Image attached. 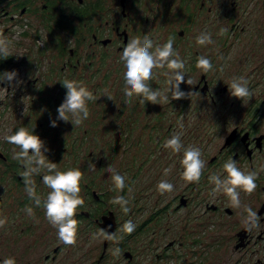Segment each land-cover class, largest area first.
<instances>
[{"label":"flooded vegetation","instance_id":"flooded-vegetation-1","mask_svg":"<svg viewBox=\"0 0 264 264\" xmlns=\"http://www.w3.org/2000/svg\"><path fill=\"white\" fill-rule=\"evenodd\" d=\"M220 6L223 11L217 14ZM17 30H22L19 38ZM0 31L11 41L13 52L0 59V73L15 70L22 81L14 92L0 82V89H5L2 110L19 115L10 129L33 130L59 170L79 168L85 202L75 217L76 244L66 246L45 218L43 201L50 190L41 182L43 173L34 176L41 198L37 206L25 192L22 164L12 159L14 146L1 137L0 218L6 223L0 228V262L12 257L16 264H264V0H0ZM201 32L210 33L213 43L197 45ZM146 34L158 45L174 38L173 47L185 61V80L196 81L195 86L179 85L193 93L188 98L159 105L140 104L138 99L126 103L120 55L127 41ZM201 55L213 64L206 74L196 66ZM242 57L253 69L242 72ZM163 71L167 69L154 70L149 81L153 89L165 87ZM233 77L248 81L249 100L242 103L230 96L227 84ZM64 79L80 82L98 98L89 101L91 123L85 120L73 127L57 120L56 127L50 126L66 93L60 83ZM176 132L183 133L185 147L188 142L199 148L206 161L198 184L182 179V153L163 147ZM122 140L148 155L153 154L150 144L161 149L152 162L162 178L145 182L150 186L136 194L149 203L132 198L127 214L111 203L117 196L110 190L107 171L110 154ZM148 155L129 162L124 193L140 182L141 169L151 160ZM230 159L245 173H258L256 191L250 196L241 191L240 199L242 206L261 216L259 230L245 231L244 208H232L225 194H213L209 177L223 178V164ZM172 162L173 170L165 175ZM92 163L94 171L88 167ZM161 180L172 183L174 191L161 195ZM123 192L118 196L125 197ZM29 207L34 215L26 212ZM129 220L136 226L130 235L121 231ZM100 229L115 233V239H103ZM117 248L120 255H114Z\"/></svg>","mask_w":264,"mask_h":264},{"label":"clouds","instance_id":"clouds-1","mask_svg":"<svg viewBox=\"0 0 264 264\" xmlns=\"http://www.w3.org/2000/svg\"><path fill=\"white\" fill-rule=\"evenodd\" d=\"M20 31L17 30L15 37L19 38ZM227 31L222 29V33ZM196 43L199 46H207L213 43L211 34L201 32L196 36ZM42 45V44H41ZM174 38L169 37L163 44H155L147 34L141 37H133L124 45L120 60L125 69L123 80L125 87L123 95L127 97L126 103L131 105L134 99H138L140 104L146 102L151 104L169 103L171 100H180L188 98L191 91L185 93L180 90L179 85L185 83L188 86H195L196 81L192 78L185 80V61L174 49ZM154 49V50H153ZM13 56L11 41L0 31V59H7ZM196 66L201 73H208L213 70L211 60L206 56H199ZM163 70L166 77L165 87L163 89H153L149 83L153 79L154 70ZM15 70L4 71L0 73V82L6 83L13 88V91L22 84ZM15 81V83H13ZM66 89L62 103L57 107V117L50 119V126L56 127L57 120L71 122L74 126H80L89 118V109L87 102L98 99L93 93L76 80L64 79L60 82ZM248 81L243 77H233L227 84L229 94L243 102L251 98L252 93L247 87ZM5 92V89H0ZM106 97L111 100V96L106 93ZM183 127V125H181ZM10 134H5L3 139L10 145H13L12 159L22 164L24 171L21 173L25 185V192L37 206L41 204V198L36 194V182L34 176L41 175L42 184L50 191L43 201L45 218L48 223L57 230L58 240L66 246H74L77 241L78 220L75 218L77 209L84 206V199L81 196V181L84 178L83 172L79 168H69L61 171L57 163L51 162L45 155L49 149L45 142L38 135L29 132L25 127H19L14 132L9 129ZM182 132H176L167 139L163 147L171 150L172 153H182L180 164L182 166L181 177L188 183L198 184L202 173L206 167V161L203 160L199 148L189 145L184 146L182 142ZM18 149V150H17ZM89 170L94 171L95 165L89 164ZM264 170V166L262 169ZM107 171L111 173V182L114 186L110 190L123 192L126 187V177L109 166ZM170 169H165V175ZM223 172L226 174L223 178L219 174H213L209 177L214 185L213 194H225L229 198V206L235 209L244 208L246 215L243 216L244 230L251 232L254 229L259 230L261 216L257 210L250 206H242L241 191L250 196L257 189L256 180L258 173L255 170L245 173L238 166L236 160L230 159L223 164ZM157 191L163 195L173 192L174 185L167 180H161L157 184ZM114 205H119L121 210L127 214L130 211L129 201L123 196L114 197L111 201ZM26 212L34 215L32 208H26ZM6 218H0V228H3ZM135 224L132 221H126L121 231L131 234L135 230ZM99 234L105 240H114L115 233H109L106 229H100ZM114 255H120V249L114 251ZM0 264H16L12 257H6Z\"/></svg>","mask_w":264,"mask_h":264},{"label":"rangeland","instance_id":"rangeland-1","mask_svg":"<svg viewBox=\"0 0 264 264\" xmlns=\"http://www.w3.org/2000/svg\"><path fill=\"white\" fill-rule=\"evenodd\" d=\"M220 8H221V6H220ZM228 9L229 8H226V10H228ZM221 11H223V7L221 9H217L216 10V13L218 14ZM244 63H245V59H244V57H242V72L243 73L246 71V69H247L246 67H248V69L251 67L250 64H244ZM250 69H253V68H250ZM252 72L254 73V70ZM255 74H254L253 77H255ZM252 75H253L252 73L250 75H248L249 78L252 79ZM258 77H259V75H258ZM13 83H15V81H13ZM11 91L14 92L13 89ZM2 95H3V90H0V97H2ZM88 105H90L89 104V101L87 102V107H88ZM11 107L12 108L13 107L15 108V105H12ZM91 107H93V110L96 109L95 102H94V104L91 105ZM2 108L3 107L0 106V111H1V113H3V115L0 117V138L4 136V134L6 133V131L10 129V126L11 125H14L18 121V118H19L18 112L16 110L15 111H11L9 109L7 111L8 112L7 113L5 110H2ZM87 120H89L90 123L92 122L91 119H90V116H89V118ZM92 128H94V126ZM94 130H95V128H94ZM59 131L60 132H63V129H61ZM58 135L59 136H57L56 140H60L61 139V134H58ZM62 136H63V134H62ZM185 139L189 140V137L188 136H185L184 140ZM129 140L126 141V142L124 140H122L120 142V144H119V148H118L117 152L114 151L115 152V153L113 152L114 155H113V153L110 154V157L113 156V158L110 159V161H111L110 166L113 167V168H115L116 171L119 172L120 174L124 175L126 177V182H127V179H128L129 171L131 172L130 167L128 168V164L131 161V159L135 156L136 157L135 158L136 159V162L138 163L139 161H142L143 158L147 157V155H148L146 153H142L141 150H139V151L135 150V148H137V147H135L134 144L129 143ZM94 141L95 140L93 139L92 144L94 143ZM135 144H137V143H135ZM186 146H188V142H187ZM157 147H158L157 145L155 146L154 144H150V150L152 151V153L154 155H156V153H159L160 150H161L160 148H157ZM88 149L90 150L91 148L89 147ZM91 150H93V149H91ZM145 150H147V149H145ZM86 151H88V150L86 149ZM96 152H97V150H96ZM153 154H149V155H151V157H150L151 160L150 159L147 160V162L143 165L144 167L141 169V174L138 177L140 182L137 183V184H135L133 187L128 188L125 193L124 192L122 193L125 196L124 198L129 201V203H128L129 205H131L130 200L132 198H134V200H136V201H140L141 200V198L139 196H137L136 194H141V192L144 190L145 187L147 189L150 186V185L145 184V182L148 183L149 180H156V179L159 180L160 178H162V177H160L161 176V173H160L161 172V169L158 168V166L155 164V162H152L153 161V158H154ZM80 155H81L80 157H84L83 154H80ZM98 155H99V153L98 154H95V157L92 160L93 161L96 160L97 157H98ZM168 155H170V153H168ZM156 160H158L159 162H162V159H159L158 158ZM167 164H168L167 165V167H168L167 169L173 170V167H174L173 162L171 164H169V163H167ZM111 175L112 174L110 173V178H111ZM145 177L148 180H145L144 181ZM152 186L153 185H151V187ZM112 188H114L113 185H112ZM113 193L115 194V196L121 195V192L118 191V190H114ZM141 202L145 206L149 203V201L146 200L144 197H142ZM135 206H136V204H135ZM97 236L98 235H94V238L97 237ZM95 240H97V239H94V241ZM89 242H91V241H88L86 245H89L90 244Z\"/></svg>","mask_w":264,"mask_h":264}]
</instances>
